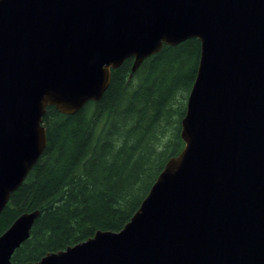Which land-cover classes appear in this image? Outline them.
Wrapping results in <instances>:
<instances>
[{
	"label": "water",
	"instance_id": "obj_1",
	"mask_svg": "<svg viewBox=\"0 0 264 264\" xmlns=\"http://www.w3.org/2000/svg\"><path fill=\"white\" fill-rule=\"evenodd\" d=\"M199 39L171 157L131 220L27 264H264V0H0V215L47 147L49 107L100 101L164 46ZM40 210L0 236V264Z\"/></svg>",
	"mask_w": 264,
	"mask_h": 264
},
{
	"label": "trees",
	"instance_id": "obj_2",
	"mask_svg": "<svg viewBox=\"0 0 264 264\" xmlns=\"http://www.w3.org/2000/svg\"><path fill=\"white\" fill-rule=\"evenodd\" d=\"M200 53L193 38L164 46L134 74L128 59L112 71L100 101L74 115L47 109V147L0 215L1 236L20 215L41 211L13 264L38 262L131 220L168 160L184 148L182 102L186 95L187 105Z\"/></svg>",
	"mask_w": 264,
	"mask_h": 264
},
{
	"label": "rangeland",
	"instance_id": "obj_3",
	"mask_svg": "<svg viewBox=\"0 0 264 264\" xmlns=\"http://www.w3.org/2000/svg\"><path fill=\"white\" fill-rule=\"evenodd\" d=\"M193 67H194V64L192 65V68H191V69H193ZM187 93H188V92H187ZM187 93H185V94H187ZM184 99H185V100L182 102L183 108L181 109V112H183L184 109H185V107H187V105H186V95H185Z\"/></svg>",
	"mask_w": 264,
	"mask_h": 264
}]
</instances>
